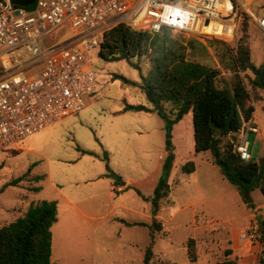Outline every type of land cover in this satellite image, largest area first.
<instances>
[{
    "label": "rangeland",
    "instance_id": "374dc122",
    "mask_svg": "<svg viewBox=\"0 0 264 264\" xmlns=\"http://www.w3.org/2000/svg\"><path fill=\"white\" fill-rule=\"evenodd\" d=\"M251 10L257 17L264 16V0H255ZM263 30L250 16L249 19L241 22L233 41L228 43L212 37L210 41H213L214 46L209 48L207 55L198 51L197 58L221 69L220 85H223L224 81L232 79L233 73L221 63L224 45L220 41L231 47H237L239 40L244 39L251 46L252 61L260 65L264 62ZM160 34L169 39L185 41L190 37H197L193 33L169 28H162ZM72 35L73 27L65 22L44 36L41 44L54 45ZM91 56L97 71V82L92 96L95 94L102 96L104 100L102 105L105 108H100V111L104 113L95 114L98 109L97 104L92 105L94 100L92 96L87 95L84 97L87 108L83 112L64 117L56 125L21 142L17 148H14L16 146L14 145L0 149V188L19 177L23 178L16 186L8 185L0 193V226L15 220L33 201L57 200L60 210L59 221L53 226L52 264H144L146 250L151 242L148 229L144 226L127 228L110 216L102 217L108 212L107 210H110L105 194L95 190L93 194L98 197L93 199L89 197L88 189L73 183L74 177L82 175L84 169L93 167L94 164L101 165V162L93 156L86 155L73 163L63 159L72 160L73 157L83 156L81 149L93 150L100 143L99 138L108 141L112 135L114 141L117 138L115 132L111 134V128L121 122L124 126L130 128L132 126L133 131L139 128L147 135L148 126H154L155 121L159 123L163 121V118L156 113L130 111L123 116L124 122L119 121V117L109 112L110 108L114 111L120 104L149 103L146 93L140 87L127 84L122 79L116 78V75L140 81L141 72L147 73L150 69V57L143 55L135 58L133 59L135 64H132L126 60L115 62L101 60L98 50H93ZM256 105L257 123L261 132L250 133L247 140L252 158L258 160L264 157L262 108L264 102L258 101ZM147 116L152 119L146 118ZM189 124L193 126V121L190 120ZM129 133L131 132H127ZM186 139L188 141L179 147L180 153H183L186 146L194 140L190 132ZM137 161V168L131 169L124 157L120 160L116 157L114 162L118 170H114L119 173V167L122 166L125 176L136 177L145 174L154 165L151 153H143V150H140ZM34 162L38 164L34 167L33 173L45 177L36 183L31 181L35 174L31 175L28 172ZM186 162L184 160L182 164ZM185 181L174 182L171 198L167 202L172 208L175 205H182V210L174 216H172L174 211H170L171 209H163L160 212L166 224L161 232L167 235L156 237L152 261L156 264H214L230 260L232 264H260L264 245L256 214L248 208L237 189L222 172L220 171L218 183L220 196L214 200H204V196L212 191L210 187L203 184L199 191L195 183ZM35 185L43 189L35 192L32 190ZM131 188L133 189L116 192L115 203H121L116 209V215L125 219L137 217L147 222V216L143 214L145 210L142 208L151 207L149 198L153 195L146 192V188L145 191L137 186ZM251 197L258 207V213L261 212L264 217V194L261 189L253 191ZM125 205L140 211L131 213ZM191 237L197 241L198 260L195 263L190 261L187 251V241ZM228 249L232 252L228 253Z\"/></svg>",
    "mask_w": 264,
    "mask_h": 264
},
{
    "label": "trees",
    "instance_id": "16d2710c",
    "mask_svg": "<svg viewBox=\"0 0 264 264\" xmlns=\"http://www.w3.org/2000/svg\"><path fill=\"white\" fill-rule=\"evenodd\" d=\"M33 4L24 7L31 8ZM249 17V14L243 12L239 25ZM160 32L161 29L156 31L119 23L105 32L98 51L99 58L106 62L126 60L135 64L133 59L149 55L150 69L147 73L141 72L140 81L123 75H116V78L140 87L149 102L126 104L125 110L156 112L165 121L168 153L151 198L152 222H127L128 225L150 228L151 243L146 250L144 264H156L152 261L153 247L157 234L163 230L158 214L162 205L169 201L170 177L176 159L173 128L190 111L194 119L195 153L212 154L213 162L220 166L223 176L237 189L244 203L253 212L256 205L251 193L261 189L264 194V157L244 160L235 150L244 124L255 116L256 102H264V62L257 65L252 61L251 46L244 39L239 40L237 47H231L225 43L227 41H220L224 45L221 63L233 73L230 81H224L220 85L221 69L197 58L198 51L207 55L209 48L214 46L210 38L202 40L190 37L185 41L162 37ZM262 108L264 110V105ZM88 153L100 157L94 151ZM102 159L106 162L107 175L120 183L121 175L111 168L108 151H105ZM195 169L194 160L187 161L181 168L183 173H192ZM43 178L45 177L34 175L31 181L36 183ZM21 180L23 178L19 177L3 185L0 193L6 186H16ZM32 190L40 192L42 187L35 185ZM256 218L264 245V217L259 212ZM58 221L57 200L43 199L30 203L15 220L0 226V264H52L53 226ZM187 251L190 261L197 262L195 238L188 239ZM227 252L231 253L232 250L228 249ZM262 252L260 264H264V248ZM214 264H232V261Z\"/></svg>",
    "mask_w": 264,
    "mask_h": 264
},
{
    "label": "built area",
    "instance_id": "2783aa9c",
    "mask_svg": "<svg viewBox=\"0 0 264 264\" xmlns=\"http://www.w3.org/2000/svg\"><path fill=\"white\" fill-rule=\"evenodd\" d=\"M254 1L35 0L27 8L0 0V149L85 108L84 97L97 82L91 52L99 51L105 32L117 24L230 42L243 12L264 29V16L251 10ZM65 22L73 35L43 46L41 39ZM260 132L254 120L244 124L235 146L242 159H252L247 137Z\"/></svg>",
    "mask_w": 264,
    "mask_h": 264
},
{
    "label": "crops",
    "instance_id": "0c3cea01",
    "mask_svg": "<svg viewBox=\"0 0 264 264\" xmlns=\"http://www.w3.org/2000/svg\"><path fill=\"white\" fill-rule=\"evenodd\" d=\"M91 98L92 100H94V103L92 105L97 104L96 107H98L97 111H95V114L104 113L100 111V108L102 109L105 108L104 105H102L104 102V100H102V96L100 94H95ZM125 106L126 105L120 104V106H118L117 109H114V111L112 108H110L109 112L113 113V116L115 115V117H119V121L125 122V117L123 116L127 114L128 112L132 111V110H125ZM86 108H87V105H85V108L81 112H83ZM135 112H146V111H135ZM148 113L151 114V113H156V112H148ZM158 116L160 115L158 114ZM146 118L152 119V117L150 116H147ZM253 119L256 122L258 121L257 109H256V113ZM190 120L192 121L194 120L192 111L187 113L184 116L183 120H180L177 124L174 125V128H173V142L176 147L175 148L176 159H175L174 167H173L171 177H170L171 193H172V189L175 183H179L181 180H186L185 182L195 183V186L197 189H199V191L202 188L203 184L211 188L212 190L211 193L206 194L204 196V200L218 199V197L220 196L218 194V183L220 182L219 177H220L221 168L216 163L213 162L212 154L210 152L196 154L194 140L186 146V150L183 153H180V149H179L180 145H184V143L188 141V139H186L187 134L190 132L192 139L194 138V127L189 124ZM60 121H58V123ZM160 122L161 123L155 121L154 126L152 127L148 126L147 131H146L148 133L147 135L144 133V131L139 130V128L133 131L131 129L132 126L131 128L130 126H124V124H122L121 122L119 125H114L111 128V134L115 132V137L117 138V139H114V141L112 139V135L110 136V139L108 141H106L104 138H101V139L99 138L100 143L97 144L93 150L84 149V148L81 149L82 153L84 154L83 156L73 157L72 160L63 159L64 161H69L70 163H73V162H77L79 159H81L82 157L86 155V156H93L94 158L98 159L101 162V165L94 164L93 167L91 166L90 168L84 169L82 175L80 174L74 177L73 183H76L77 186H83L85 189H88L87 193L90 195L89 197L93 199L98 197L96 194H93L95 190H100L102 191L101 193L105 194L106 203L108 206H110L109 208L110 210H107L108 212L102 215V217L110 216L115 220H119V223L121 225L126 226L127 228L129 227L132 228L135 226H144V225H128L127 222H130V223H141L142 222V223L151 224L152 219H153V214H152L153 210H152V201H151L152 196L151 198H149V201L151 202V207L149 208V207L144 206L142 208V210H145L143 214L147 216V219H148L146 222L145 220H142L141 218H137V217L129 218V219L118 217L116 215V209L119 208V206H121V203H118V204L115 203V199H116L115 194L116 192L132 190L133 188L131 187L137 186L138 188L140 187L143 190L146 188L147 189L146 192L151 193V195H154L157 182L161 175L163 162L168 153L167 151L168 149L166 146L165 121L163 120ZM56 124L57 122L50 125L47 128H50ZM127 132H131V133L127 134ZM37 133H34L28 136L21 142H24L25 140L34 136ZM21 142L16 144L14 148L19 147ZM140 150H143V153L150 152L154 158V165L151 168H149L150 170L148 172H146L143 175L134 177V176H125L123 174L122 166L119 167V173L115 171V170H118L115 167V162H114V159L116 157H119V160L121 159V157H124L127 160L128 165L131 167V169L137 168L136 163H138L137 158L140 155ZM90 151L96 152L97 154L100 155V157H96L92 154H89L88 152ZM105 151L109 152L111 168L113 170L115 169L114 171L121 175L120 183L115 182L114 178L109 177L107 175L106 162L102 159V155H104ZM191 158L196 163L195 171L192 173H183L181 170L183 166L182 162L184 160L189 161L191 160ZM37 164H38L37 162H34L29 167L31 175L33 174L41 175L39 173H33V169ZM178 166H180V168H178ZM176 178H178V180L180 181L176 180ZM79 194L80 192H78L77 195ZM85 195H87L86 192H85ZM170 198H171V194H170L169 200ZM187 205H191V203H187ZM125 207L131 213H138L140 211L139 209H135L134 207L130 205H125ZM163 209H167V210L171 209L170 211H174V213L172 214V216H174L182 210V205H175L172 208L171 206H169L168 203H165L163 204L160 210L162 211ZM257 210H258V207H256V210L254 211L255 214L258 213ZM161 211H159L158 218L163 221V226L166 227V224L164 222V217L160 213ZM170 211H169V214H170ZM93 218H95V216H93ZM144 227L148 229L149 234L151 235L150 228L148 226H144ZM158 235H163V233L162 232L158 233L157 236Z\"/></svg>",
    "mask_w": 264,
    "mask_h": 264
},
{
    "label": "water",
    "instance_id": "95a60500",
    "mask_svg": "<svg viewBox=\"0 0 264 264\" xmlns=\"http://www.w3.org/2000/svg\"><path fill=\"white\" fill-rule=\"evenodd\" d=\"M13 4H18L20 6H29L34 3L35 0H10Z\"/></svg>",
    "mask_w": 264,
    "mask_h": 264
}]
</instances>
